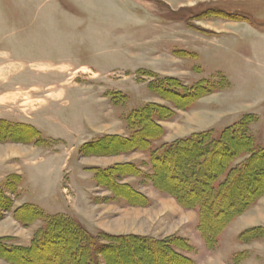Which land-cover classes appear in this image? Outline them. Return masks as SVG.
<instances>
[{"label": "rangeland", "instance_id": "rangeland-1", "mask_svg": "<svg viewBox=\"0 0 264 264\" xmlns=\"http://www.w3.org/2000/svg\"><path fill=\"white\" fill-rule=\"evenodd\" d=\"M166 78L180 79L188 90L205 80L215 91L178 109L150 89L152 81ZM150 103L176 112L159 122L164 132L154 149L198 133L218 137L247 115L253 116L248 133L254 146L264 149V0H0V129L28 125L42 141L16 126L9 135L0 132V155L12 151L11 172L0 177V193L10 200L7 206L0 199V244L30 249L34 237L42 235L45 219L32 214L20 220L23 216L16 214L32 205L48 216L73 218L98 244L119 250L116 255L99 252L93 244L74 252V238H69L52 243L45 256L36 242L39 247L29 256L0 257V264H91L95 255L98 264H182L168 257L175 251L194 264H264V197L226 223L211 250L197 211L182 207L150 181L151 150L91 149L99 142L94 138L105 132L130 137L126 118ZM121 121L127 136L112 135ZM26 146L38 148L27 163L16 158ZM40 148L46 151L43 159ZM195 158L189 156V166ZM248 158H236L224 171L223 162L211 166L223 180L229 168ZM95 169L98 174L99 169L110 171L112 181L99 177L98 182ZM177 181L165 182L172 187ZM189 187L185 183L179 189L191 201ZM234 187L227 183L222 192L229 189V197H216V204L223 203L222 213L204 214L211 232L218 226L213 216L232 208ZM208 191L211 200L210 186ZM256 228L263 238L241 240ZM177 237L189 247L165 245ZM149 251L157 258H150Z\"/></svg>", "mask_w": 264, "mask_h": 264}, {"label": "trees", "instance_id": "trees-1", "mask_svg": "<svg viewBox=\"0 0 264 264\" xmlns=\"http://www.w3.org/2000/svg\"><path fill=\"white\" fill-rule=\"evenodd\" d=\"M208 83L210 82H206L205 80L199 81L194 86H192L190 90H188L180 79L166 78L161 79V81H152L150 83V89H152L159 97L173 103L175 108L183 109L186 107L188 108V106H190L192 103L194 104L197 99L205 97L215 91V88L213 89V86L209 85ZM181 90H184L183 93L180 92ZM116 102L119 101L117 100ZM175 114V110L171 107L159 105L157 103H150L141 109L132 111L126 118L128 128L132 132L130 137L121 138L105 136L102 139L98 140V143L91 145L94 147H90L91 149L94 148V150L100 148V150L105 151L109 150L110 148H113V150L123 149L124 152L128 150H145V152L151 150V152H153L151 165L154 169V173H152V175H149L150 181L159 191L175 198L182 207L197 211L200 221L199 229L203 234L207 247L211 250H214L216 241L218 240V236L221 233V230L224 228V225L226 223H229L231 219L245 211L246 208L256 203L258 199L264 197V187H262L261 189L264 179L258 177V175H262L264 177V149L255 147L253 139L248 133V124L253 121L252 115H247L239 122L227 127L218 137H214L211 132L198 133L186 139L178 140L172 144H169L168 146L165 145L162 148L163 150L154 149L153 142L158 139L164 132L159 122L171 119ZM15 126L17 127L16 129L20 131L29 129L30 131L28 132H31L33 136H36V138L38 139L37 143L42 142L39 141L38 132L35 131V129H33L31 126H29V128L28 125L26 127L25 125L5 124V126H3L2 128L3 131H1L0 129V132H7L9 135L10 132H13L12 128L14 129ZM24 133L26 134V132H22L21 135H23ZM29 142L30 139L27 141V143ZM244 154H249V158L244 162V164H241L240 166L234 168H229V171L227 175L224 176L223 180H220L223 174H220V176L217 177V173L211 166L213 163L215 164L216 161H218L217 163H219V166L221 167V164L223 162L224 165L222 170L224 171L225 169H227V164H230L231 161H234L236 158H239ZM191 155H196V163L192 166H189L187 160ZM216 157L218 160L215 159ZM176 161L178 162L173 164V162ZM184 167L190 168L193 172L185 173L182 170ZM119 168L125 169L123 167H116V170ZM132 168H134V171L137 173V169L133 166ZM178 168H180L181 171H179ZM99 170L100 174H98V169L94 170L97 173L96 179L98 182L100 181L99 177H101L107 183L112 181L110 171H103L102 169ZM203 170L205 171L203 172ZM248 170L250 172L252 170V181L249 179V176L247 174ZM235 171L240 174L234 177L233 172ZM162 172H164L163 175ZM195 172H199L200 176H192L193 174H195ZM191 173L192 175L190 176ZM204 174L205 176L208 175L209 178H205ZM254 177H258V179L254 181ZM172 178H176L178 179V181L175 182L171 187L170 185H167V182L165 181ZM163 182H165V184ZM185 183H189L190 185V189L188 190V197H191V201L184 198L185 190L183 193V190L179 189V186L183 187ZM227 183L229 184V189L232 186L234 187L236 185V187H234L235 189L233 190V192H231L230 195L233 198L236 196V200L232 202L233 205H231L232 208L229 212L225 210L226 212H224V214L220 217L213 216V221L216 222L215 224H218V226L214 231L211 232L210 224L207 223L205 218V215H207L206 211L208 212V217H210L209 212H223V203L217 202L216 204L215 200L216 197H229V189L227 190V192H222V187ZM208 186H210V190L212 191L211 196L213 198H211V200L208 199L206 195V193L209 192ZM125 188L127 187H124V189ZM129 191L134 194V191H132L130 188ZM139 194L135 193V195L137 196ZM0 196H2L0 199L3 200L4 205L10 206V200H8V197L3 193H0ZM207 199L210 202L209 205L207 204ZM147 200L148 198H146V201ZM20 213L23 216L20 220H23L25 216H32L31 218H33L32 214H34L36 218L45 219L46 227L44 228V230L40 231L42 234L40 237L38 235L34 237L30 249L14 248L13 250V248H6L4 247L5 245L0 244V257L6 260L7 256L11 257L14 254L29 256V252L35 251L34 249L37 246L39 247L40 244H42V246L39 247L41 249L40 253H42L41 255L45 256L44 253H46V251H48L49 249H52V243H57L61 240L63 242H68L69 238H74L73 241L75 244L72 242V244L70 245H75V248L73 249L74 252L78 250H80L81 253L82 251L85 252L86 249H88V247L93 244L96 245L95 249H97L99 252L105 253L106 251H112L113 253H115V255L119 252L118 246L113 247L108 245L103 247L102 245L98 244L97 237L89 234V232L83 229V227L78 224L73 218L68 217L64 214L48 216L43 212L42 209L32 205L24 206L20 210V212L16 214ZM24 222L27 223V221ZM258 231H261V228H256L252 230V232H249L248 237H246V233H244L243 235H241V240L245 243H249L251 240L263 238V234H257ZM142 240L147 241L145 239H140V241ZM36 242L39 245H36ZM153 242L154 241H152V243ZM152 243L149 242L147 244H151L153 246ZM169 243L170 242L166 243L165 245L172 249L174 248V246L172 247L171 245H179V243L185 245L186 248L189 247V245H186V242H184V239L179 237L175 238L174 242L171 241V243ZM46 245L49 246L48 249L46 248ZM67 248L69 249L71 247L68 246ZM147 249L149 250V248ZM173 250H175V248ZM149 255L150 258H157L158 256V254H156L155 256L151 252ZM167 255L173 261H175V259H179L182 264H194L192 260L179 252L175 251L174 254L167 253ZM39 257L40 255L37 254L35 263H38ZM93 257L95 262L91 264H98L97 256L95 255ZM65 259H67V257ZM68 259L71 261L70 258ZM60 261L61 260L59 259V262ZM112 262L113 264H115L116 260ZM85 264L88 263L86 262Z\"/></svg>", "mask_w": 264, "mask_h": 264}, {"label": "crops", "instance_id": "crops-1", "mask_svg": "<svg viewBox=\"0 0 264 264\" xmlns=\"http://www.w3.org/2000/svg\"><path fill=\"white\" fill-rule=\"evenodd\" d=\"M121 126H120V129H116V132H114V133H111L112 135H120V136H127L126 135V131L124 132V130H125V126H124V123L121 121ZM124 129V130H123ZM105 136H108L107 135V132H105V133H103V135L101 134V136H99V137H97V138H94L95 139V141L97 140H99V139H101V138H103V137H105ZM94 139H92V140H94ZM26 149V150H25ZM25 149H18L19 150V153L17 154V157L16 158H18L19 157V159L21 160H23L24 161V159L26 160L27 158H28V155H30V153H31V151L33 152L34 150H38V148H34L33 147V149H31V148H29V146H26V148ZM8 151V150H7ZM38 152V151H37ZM39 152H41V153H39L40 154V156H39V159H43L44 158V155H45V150L44 149H42V148H40L39 149ZM12 153V151L11 150H9V152H7V154H5L4 156H2V155H0V177H3V176H5L4 175V173H5V170H6V172L8 173V172H11V170H10V168H8V164H10L9 163V160L10 159H12V158H9L10 157V154ZM37 154V153H36ZM29 160L27 159L26 160V163L28 162ZM92 167V166H91ZM90 168V167H89ZM93 168V167H92ZM92 168H90V169H92ZM59 180H60V177H59V175H58V178H57V181H58V183H59ZM2 180L0 179V182H1ZM48 195H50V194H48ZM37 205V204H36ZM39 206V205H38ZM11 216V215H10ZM3 226V225H2Z\"/></svg>", "mask_w": 264, "mask_h": 264}]
</instances>
